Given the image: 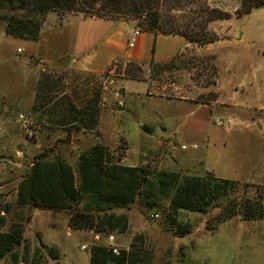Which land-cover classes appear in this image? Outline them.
I'll return each instance as SVG.
<instances>
[{
  "label": "rangeland",
  "instance_id": "1",
  "mask_svg": "<svg viewBox=\"0 0 264 264\" xmlns=\"http://www.w3.org/2000/svg\"><path fill=\"white\" fill-rule=\"evenodd\" d=\"M239 3L240 0H195L184 13L193 14L192 10L205 4L230 12ZM5 16L38 14L0 8V115L12 119L0 121L1 130L12 132L5 138L0 135V167L6 171L0 177V231L7 230L11 223L22 226L21 243L0 259V264H90L91 248L98 241L93 239L89 225L71 226V213L65 209L34 210L36 207L16 203L17 183L29 172L30 162L42 152L45 160L64 159L76 175L79 154L102 143L115 158L120 156L122 163L144 166L152 173L212 172L215 176L248 182L240 188L238 198H253L259 192L257 185H264V112L246 107L224 109L223 104L209 103L216 91L221 102L251 103V92H243L238 84L243 77L246 82L249 77V65L239 56L240 50L250 48L246 44L223 37L224 41H215L208 49L200 50L203 54H197L187 47L183 36L155 35L137 26L138 20L127 18L136 23L128 25L123 35L127 41L136 29L143 35V63L149 66L147 70L142 63L118 59L102 73L53 71L41 66L32 68V56L39 58L43 46L36 43L33 47L31 40L39 37L30 40L8 34ZM60 18L63 17L54 11L47 14L41 28L43 41L54 42L53 48L60 56L93 60L99 64L96 68H102L103 60L98 56L103 40L90 48L87 42L93 20L78 22L76 17H69L60 23ZM221 20L207 24L208 32L217 39ZM72 42L78 43L74 50ZM192 44L200 48L205 43ZM175 56L178 58L173 64L158 66ZM35 61L41 63L39 59ZM44 73L60 82L55 94L69 95L79 106L97 93L101 111L95 130L77 132L71 144L65 140V134L46 142V133L56 126L44 127L37 119L38 113L22 105L37 91L36 79ZM215 78L216 87H205ZM20 114L33 119L28 127L19 120ZM147 191L143 188L129 205L109 210L128 218L124 232L111 231L117 245L129 248L125 264H264V217L245 220L237 214L219 222V206L205 211L174 212L169 209V198L147 204L146 200L151 201V197H145ZM84 204L82 198L79 207ZM152 213L157 217H151ZM93 214L85 216L89 220ZM185 226L188 232L181 233ZM69 229L71 235L67 234ZM82 244L87 248L81 249Z\"/></svg>",
  "mask_w": 264,
  "mask_h": 264
},
{
  "label": "trees",
  "instance_id": "2",
  "mask_svg": "<svg viewBox=\"0 0 264 264\" xmlns=\"http://www.w3.org/2000/svg\"><path fill=\"white\" fill-rule=\"evenodd\" d=\"M193 2L195 0H0V8L31 10L38 14L5 16L8 34L30 39L39 37L46 14L54 11L60 17L65 13L80 12L131 18L138 20L137 26L155 35L177 34L191 43L200 44L215 41V34L207 30L208 22L228 19L232 13L207 4L192 10L193 14L184 13ZM261 6H264V0H240L234 13L241 16ZM171 11L176 12L170 14ZM177 58L175 56L158 66L166 67ZM59 85L60 82L52 79L51 74L44 73L38 81V95L32 109L37 111L40 104L50 103L46 111L52 117L59 116L56 123L65 129L67 141L71 138L72 130H95L101 111L97 93L79 106L69 95L55 94ZM44 155L42 152L35 156L29 172L19 182L16 203L20 206L68 210L71 213L69 224L75 228L89 225L94 232H124L128 227L127 216L109 210L129 205L143 188L148 190L145 197H151V201L146 200L147 204L169 198V209L174 212L205 211L219 206V222L237 214L245 220L264 217V185L261 184L257 185L259 192L255 197L238 198L240 188L249 185L248 182L215 176L212 172L203 175L164 171L152 173L144 166L122 163V158H115L113 152L102 143L79 154L77 175L73 166L64 159L56 157L49 161L44 159ZM82 198H85V204L80 208ZM91 212L94 214L88 220L85 215ZM180 232H188V228ZM21 240L22 226L19 224L11 223L7 230L0 231V259L11 253ZM125 256L124 251L121 255H114L103 245H93L90 264H125Z\"/></svg>",
  "mask_w": 264,
  "mask_h": 264
},
{
  "label": "crops",
  "instance_id": "3",
  "mask_svg": "<svg viewBox=\"0 0 264 264\" xmlns=\"http://www.w3.org/2000/svg\"><path fill=\"white\" fill-rule=\"evenodd\" d=\"M238 6L239 5L237 4L236 6L233 7L232 10H230V12L232 13V16L230 18L223 19L220 21V29H219L220 37L215 41L221 42L224 41L223 37H227L230 42L239 43L241 45L246 44L247 47H250L246 50H240L241 52L239 55L240 58H243L247 63V65H249L248 66L249 77L247 82L245 81V77H243L242 82L240 81L238 84L241 85L240 88L242 89L243 92L247 90H248L247 92H251L253 98L250 100L251 103L248 102L247 103L236 102L235 104L224 103L220 101L219 92H217L216 89H214L217 93L216 97L214 99H211L209 103H211L212 105L217 103L223 104L224 109H228L229 107H233L234 109L239 107H246L248 109H254L256 111L259 110L264 112V6L253 8L249 13L243 14L241 16H237L234 12L238 8ZM69 17H76V19H78L77 20L78 22L82 20L87 21L89 19L93 20L91 26L88 28L87 31L88 47L89 48L94 47L100 40H103V42L100 44L101 54L98 56L103 60V67L96 68V66H99V64L93 60L87 61L86 59H81V58L76 59L73 57L71 58L70 56H60L59 53L56 51V49L53 48L54 42L47 43L43 41L41 35L42 32L40 29L39 38L37 40L30 39L32 41L31 45L33 47L36 45V43H40L43 46L41 50L42 55H40L39 58L32 56L33 61L30 62V65H33L32 68H37V66H41L42 69L47 68L53 71L76 70L82 72L102 73L106 67H108L118 59L132 60L139 64L142 63L143 69L147 70L149 68V66L143 63V51H142L143 35L142 34L139 35L135 45L131 48L127 47V37L123 35L124 34L123 30L126 29L128 25L132 24L134 26V24L136 23L134 20H126L125 18H117V17H109V18L100 17L94 14L90 15L80 12L77 13L71 12L65 14L63 18H60L59 20L60 23H62L63 20H66ZM77 25L78 23L75 22V27ZM215 41L205 43L203 46H200V48H198L196 44H192L186 39V45L188 48L190 47L192 48V50H195L196 51L195 53L203 54L200 50L203 47L208 49V47L211 46ZM191 44L193 46H191ZM72 45L74 46L72 50H74V48L78 46V43L72 42ZM34 59L35 60L39 59V62L41 63H39L38 65L37 61H35ZM41 77L42 75L36 79L37 84ZM210 84L216 87L217 78H215V80L207 84L205 87L211 89ZM166 86L164 85V87ZM235 91H238L237 87H235ZM37 95H38V89L35 93H33V96L31 98L27 99V101H25L22 104L23 107L31 108L33 112L38 113L37 119L39 123L41 122V124L44 127H47L49 125L56 126V129L54 131L52 132L50 131L46 133L45 140L47 143H49L51 140L57 139L58 137H64V134L66 135L65 129L61 125H58L56 123V118L57 117L59 118V116L55 115L52 117L50 114H48V112L46 111L48 105L42 106V104H40L41 107L37 111L32 109V107L36 102ZM50 105L51 104L49 103V106ZM43 114L46 115L44 116ZM31 119L32 118H30V120ZM0 121L5 123L12 121V119L0 115ZM82 131L83 130H72L70 136L71 138L68 141V143L71 144L73 142V138L75 137V135H77V132L79 133ZM0 133H1L0 135L3 138H5L8 135H10L12 132L9 131L8 129H4V130L0 129ZM20 152L21 151H17V153ZM32 163L33 161L30 162V165H32ZM3 175H6V171L3 170L2 167H0V177ZM18 184L19 182L17 183V188H18ZM2 186L3 185H0V188ZM16 193H17V189H16ZM34 210H37V208H34ZM30 223L31 221L27 223L26 228L30 227Z\"/></svg>",
  "mask_w": 264,
  "mask_h": 264
},
{
  "label": "built area",
  "instance_id": "4",
  "mask_svg": "<svg viewBox=\"0 0 264 264\" xmlns=\"http://www.w3.org/2000/svg\"><path fill=\"white\" fill-rule=\"evenodd\" d=\"M139 30L136 29L133 34L130 35L128 41H127V47L131 48L135 45L136 43V40H137V36L139 35ZM116 96H119L118 93H116ZM118 104L120 106L123 105V101L121 99L118 100ZM19 120L23 123V125L25 127H28L29 124L31 123V120L27 119V118H24V116L22 114H20L19 116ZM216 122L217 123H220V120L219 119H216ZM183 148H185L186 146L183 145L182 146ZM193 147H197L196 144H193ZM151 217H157V214L156 213H152L151 214ZM67 234L68 235H71V230L69 229L67 231ZM103 234V236H102ZM92 235H93V239H95L97 242V244L95 245H103L105 247H107L108 249H110L112 251V253L114 255H121L122 252L124 251L126 254L128 253L129 251V248H121L119 245H117V243L115 242V236L113 233H100V232H94L92 230ZM81 249H86L87 248V245L86 244H82L80 246Z\"/></svg>",
  "mask_w": 264,
  "mask_h": 264
}]
</instances>
